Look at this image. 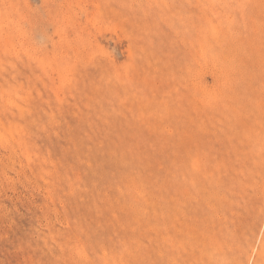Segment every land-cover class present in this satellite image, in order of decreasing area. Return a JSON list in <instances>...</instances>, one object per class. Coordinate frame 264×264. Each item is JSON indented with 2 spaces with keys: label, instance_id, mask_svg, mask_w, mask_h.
Wrapping results in <instances>:
<instances>
[{
  "label": "rangeland",
  "instance_id": "obj_1",
  "mask_svg": "<svg viewBox=\"0 0 264 264\" xmlns=\"http://www.w3.org/2000/svg\"><path fill=\"white\" fill-rule=\"evenodd\" d=\"M0 264H264V0H0Z\"/></svg>",
  "mask_w": 264,
  "mask_h": 264
}]
</instances>
